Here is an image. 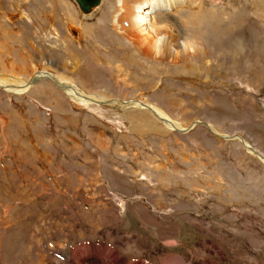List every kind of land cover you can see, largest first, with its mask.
<instances>
[{"label":"rangeland","instance_id":"obj_1","mask_svg":"<svg viewBox=\"0 0 264 264\" xmlns=\"http://www.w3.org/2000/svg\"><path fill=\"white\" fill-rule=\"evenodd\" d=\"M201 1L211 44L184 65L143 59L112 34L114 0L85 16L75 0H0L3 74L45 67L106 99L79 104L48 74L27 91L0 82V264H40L83 241L120 257L66 264H264V161L239 141L264 153V0ZM151 106L194 127L169 131Z\"/></svg>","mask_w":264,"mask_h":264},{"label":"bare ground","instance_id":"obj_2","mask_svg":"<svg viewBox=\"0 0 264 264\" xmlns=\"http://www.w3.org/2000/svg\"><path fill=\"white\" fill-rule=\"evenodd\" d=\"M102 1L103 0H101V3ZM100 4L95 7H91L90 11L88 12L84 11V9H81L79 5L78 6H79V10L81 14L85 16V14L89 15L92 11L97 9L100 6ZM112 7L114 10L111 16V28H112L111 33L116 34L119 37H122L125 42L126 40H128L130 44H133L136 47V51L141 54V57L143 59L148 58L149 56H153V57H156L158 61L167 59L173 63H180V64L186 65L187 62L195 60L196 58H198V56H202L205 53V51H207L210 47L211 38L213 35H211V32L209 29L212 28L210 25H211V19H212L213 12L210 9H207V10L204 9L201 0H114V4L112 5ZM45 8L46 7H44V9ZM29 16H30L29 13L27 11H24L22 19L24 17L29 18ZM44 17L45 16H42V18ZM71 17L69 19L70 22L72 19ZM105 19L106 18L101 17L97 23L98 24L100 22L103 23L106 21ZM4 20H8V18H5ZM4 20L1 18L0 23L9 28V25ZM24 22L26 21L24 20ZM55 27H56L55 24H52L50 28L49 27L48 28L54 34H56L57 29ZM213 30L215 31V29ZM107 31L109 30L107 29ZM216 35H217V32H216ZM56 36H57L56 41H60L61 46L64 47L66 50L70 51V50H73L74 47L77 48L76 45L73 44L74 37L72 38L71 37L72 35H70V33H68L67 35L65 34V37L63 35L58 36L57 34ZM15 38L17 39L18 35L17 37L15 36ZM33 43H35V41ZM29 45L31 48L32 42H29ZM69 51H66V52H69ZM77 53H75V56ZM75 56L73 58H75ZM50 60H52V58ZM22 68L24 69V67ZM35 68L36 67L34 66V71L32 72V75L29 78H24L23 76H20V74H17L15 72H13L12 75H6L0 71L1 72L0 82L2 83L7 82L8 83L7 85H9L11 89L13 88L12 90L14 91H18L15 88L20 89L19 91H27L33 84L41 82L42 78L46 77V74H48L47 77H50L53 81H57V85L59 87L62 86L63 89L62 88L61 89L71 98V100L79 104H87L90 102H101V101L106 100L103 95L96 94V93L95 94L89 93L88 91L80 87L79 85L72 83L70 78L62 80V81L59 80L57 76L50 74L51 72L49 71L48 68H45V67H42L39 69L37 68L35 69ZM64 77H68V75L66 74V76ZM117 100H113V101H117ZM133 105L137 106L138 104H133ZM138 106L141 107L140 104ZM151 107H152L151 108L152 111L154 112V116L158 119H163V121L165 122L164 127L169 131L183 130L187 132L194 127L193 125L194 123L191 124L188 128L184 127L182 124L179 123L180 121L178 122L176 118H173L167 112L161 110L160 108L156 106H151ZM5 122L6 121L2 120V123H5ZM216 135L219 136V138L220 137L225 138L218 131L216 132ZM233 135H236V134H233ZM233 135H229V136H233ZM239 141L241 142L242 145L243 144L246 145L247 148H245V146L243 145L245 149L249 150L250 152L254 154L259 155L261 160L264 161V153L262 151L256 148L253 144H250L249 142L243 140L242 138H240ZM195 173L197 175H202L200 172H197V171ZM220 177H221V174L217 175L219 184H221V181H222ZM103 210L106 211L105 209ZM3 213L6 215V217L3 219V224H6V225H8L9 223L11 224V219L9 218V210L6 209ZM7 217L9 219H7ZM77 245H78L77 248H71V251H69L67 254L68 256L71 255L73 258L74 257L77 258L81 255L82 256L83 255L90 256L89 254L96 255L95 252H99V253L102 252V254H106L112 251L115 257H120V254L118 253L115 247H111L107 244H104V242L102 241H97V246L92 242H86V241L79 242ZM95 247H98L100 251H97ZM67 255L60 254L59 251H56V252L47 254V256H49L47 258L45 257V255H42L38 262L40 264H66L68 261L67 259H65ZM55 256L57 257L61 256L62 258L65 259V261H62L56 257V259L58 260V262H56L53 259V257ZM163 263L164 264H185L183 258L177 255H172V256L167 257L165 260H163ZM79 264H109V263L98 262V261L88 263V261L87 262L81 261ZM119 264H152V263L144 261L140 257L137 259L134 258V260L132 261H129L128 259L126 260L125 258L121 257V262Z\"/></svg>","mask_w":264,"mask_h":264},{"label":"water","instance_id":"obj_3","mask_svg":"<svg viewBox=\"0 0 264 264\" xmlns=\"http://www.w3.org/2000/svg\"><path fill=\"white\" fill-rule=\"evenodd\" d=\"M81 9L88 12L91 7H95L101 3V0H77Z\"/></svg>","mask_w":264,"mask_h":264}]
</instances>
